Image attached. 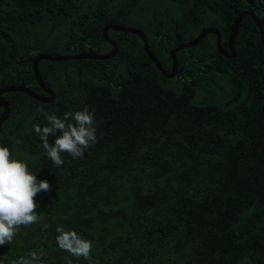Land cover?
Listing matches in <instances>:
<instances>
[{
    "label": "trees",
    "instance_id": "obj_1",
    "mask_svg": "<svg viewBox=\"0 0 264 264\" xmlns=\"http://www.w3.org/2000/svg\"><path fill=\"white\" fill-rule=\"evenodd\" d=\"M155 5L0 0V89L23 86L42 95L31 58L104 53L106 24L132 23L165 70L169 50L193 38L206 18L224 49L243 8L254 12L264 35V0ZM107 36L117 46L109 60L39 62L50 103L16 92L1 96L9 113L0 145L51 188L35 197L38 222L0 246V264L41 248V264H88L58 247L61 226L92 242V264H264V65L251 20L239 24L233 58L220 57L209 35L212 41L204 37L176 53L180 73L172 79L158 73L138 37ZM85 105L95 114L96 142L82 158L62 153L57 167L33 125H47L42 109L62 117Z\"/></svg>",
    "mask_w": 264,
    "mask_h": 264
},
{
    "label": "clouds",
    "instance_id": "obj_2",
    "mask_svg": "<svg viewBox=\"0 0 264 264\" xmlns=\"http://www.w3.org/2000/svg\"><path fill=\"white\" fill-rule=\"evenodd\" d=\"M47 120L46 126L33 125L39 135L41 146L48 159L57 167L64 164L62 153L73 159L82 158L85 151L96 142L95 114L85 105L80 110L65 112L62 117L41 110ZM59 133V135H57ZM49 136H54L52 144ZM47 180L37 179L28 164L13 158L7 146L0 145V246L9 244L21 226L28 227L39 220L35 197L41 192L50 191ZM45 228L47 225L44 226ZM56 243L61 250L92 264V242L73 229L57 227ZM44 250H30L20 255L11 264H41ZM71 264V262H69Z\"/></svg>",
    "mask_w": 264,
    "mask_h": 264
},
{
    "label": "water",
    "instance_id": "obj_3",
    "mask_svg": "<svg viewBox=\"0 0 264 264\" xmlns=\"http://www.w3.org/2000/svg\"><path fill=\"white\" fill-rule=\"evenodd\" d=\"M249 18L251 22L253 23L259 37L260 47L262 51V62L264 65V35H263V27L254 12L250 8H243L240 10L235 18L233 19L231 26L229 28L227 37H226V43H225V49L222 47L221 44V35L219 31L216 28H204L199 33H197L193 38H191L188 41L182 42L175 47L171 48L168 52L169 60H170V66L168 70H165L161 67L159 61L156 59V57L149 51L148 44L145 35L140 32L137 29L129 28V27H123L118 25H112V24H106L101 29V36L103 39V42L108 44L110 46V49L101 54H91V53H79V54H72V55H60V56H49L44 54H37L33 58H31L30 63L32 67V74L34 76V81L36 85L38 86L40 92L43 94H38L33 92L32 90L28 89L27 87L23 86H8L0 89V127L5 122V120L8 117L9 109L8 104L2 99V95L7 93H21L24 94L33 100L42 103V104H48L52 101L54 95L53 92L48 89L43 81L41 80V77L38 73V64L41 61L50 62V63H60V62H70V61H79V60H109L113 58L117 54V46L116 44L110 40L107 36L108 31H114L124 34H131L139 38L142 44V50L146 57L149 59V61L153 64L155 69L158 71V73L165 79H172L176 74L180 73V69L177 68L175 55L178 51L192 48L195 45H197L202 39L206 36L212 35L214 37V47L216 53L224 58V59H231L235 56L234 52V41L236 37V33L238 31L239 24L243 18ZM261 115L264 117V102L260 109Z\"/></svg>",
    "mask_w": 264,
    "mask_h": 264
},
{
    "label": "rangeland",
    "instance_id": "obj_4",
    "mask_svg": "<svg viewBox=\"0 0 264 264\" xmlns=\"http://www.w3.org/2000/svg\"><path fill=\"white\" fill-rule=\"evenodd\" d=\"M154 1V3L156 4L154 7H156L157 5H158V1H161V0H153ZM159 7H160V5H159ZM260 14H261V16L264 18V7H261V9H260ZM210 19L209 18H206V20L199 26V27H197L196 29H194V31H193V35H196L197 33H199L202 29H204V28H214V27H212L211 25H210ZM133 24L132 23H127L126 24V27H129V28H133ZM135 29V28H134ZM207 38H206V40L207 41H212V40H210V38L208 37V36H206ZM105 52H107V51H105ZM104 52V53H105ZM101 54V53H100ZM53 90V89H52Z\"/></svg>",
    "mask_w": 264,
    "mask_h": 264
},
{
    "label": "flooded vegetation",
    "instance_id": "obj_5",
    "mask_svg": "<svg viewBox=\"0 0 264 264\" xmlns=\"http://www.w3.org/2000/svg\"><path fill=\"white\" fill-rule=\"evenodd\" d=\"M43 95V94H42Z\"/></svg>",
    "mask_w": 264,
    "mask_h": 264
}]
</instances>
